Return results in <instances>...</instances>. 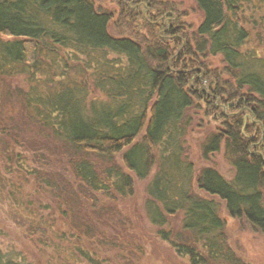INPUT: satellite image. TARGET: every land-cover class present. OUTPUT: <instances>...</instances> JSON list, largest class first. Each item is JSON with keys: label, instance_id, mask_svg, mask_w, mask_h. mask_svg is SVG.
Segmentation results:
<instances>
[{"label": "trees", "instance_id": "16d2710c", "mask_svg": "<svg viewBox=\"0 0 264 264\" xmlns=\"http://www.w3.org/2000/svg\"><path fill=\"white\" fill-rule=\"evenodd\" d=\"M105 1L0 0V157L37 193L17 208L88 242L61 233L64 264H126L133 216L188 264H253L227 217L264 236V0Z\"/></svg>", "mask_w": 264, "mask_h": 264}, {"label": "rangeland", "instance_id": "374dc122", "mask_svg": "<svg viewBox=\"0 0 264 264\" xmlns=\"http://www.w3.org/2000/svg\"><path fill=\"white\" fill-rule=\"evenodd\" d=\"M187 1V3H190V0ZM197 16L195 13L191 14L189 19L198 20ZM255 47H257V44ZM259 51L264 54V45L259 46ZM196 137L193 134L188 137V145L191 147L193 155L196 154V150L192 139L195 140ZM215 164L225 175L230 176L232 174L231 168L223 156H218ZM15 168L16 166L12 168V165L7 160L0 157V172L2 173V175L0 174V244L7 249L15 248L22 251L27 257H30L34 264H64L63 253H60V251L63 252L62 248L67 247V244L59 238V235L64 231L72 242L77 240L82 243L80 246L88 248L89 245L83 243L87 241L75 237L73 230L70 232L67 226L60 225V220L57 224L53 222L59 219L58 213L51 208H47L44 201L41 202L43 205L34 203L33 207H30L38 212L35 218L17 208L19 207L17 205L19 200L34 199L37 193L32 188L33 185L23 178L22 172H10V170H15ZM4 179H6V183L15 184V186L3 189L1 185ZM148 181L146 179L137 184V206L141 209L142 216L145 215L144 200ZM129 206H131L130 202ZM129 206L125 205L126 208H129ZM130 218L134 219V227L136 228L132 233L137 245L141 246L143 251L141 252L142 254L139 252L133 256V259L126 260V264H188L186 259L177 256L166 243L160 240L154 242L150 238L152 225L146 219L136 222L134 216ZM37 221L43 223L40 224L42 230L32 231L29 223H36ZM227 221L229 240L234 248L253 264H264V236L255 232L245 222H238L228 217ZM51 225L53 227L49 228ZM106 253L109 254V252ZM78 264L88 263L79 262Z\"/></svg>", "mask_w": 264, "mask_h": 264}, {"label": "bare ground", "instance_id": "6f19581e", "mask_svg": "<svg viewBox=\"0 0 264 264\" xmlns=\"http://www.w3.org/2000/svg\"><path fill=\"white\" fill-rule=\"evenodd\" d=\"M105 5H107L106 6V8H109L110 9V7H111V0H106L105 1ZM112 5H114L113 3H112ZM104 7V6H103ZM137 15H135L134 14V17H136ZM128 17H131L130 15H128ZM115 28H116V30H115V32L113 33L114 34V36H117V35H121V34H125L126 35V31H127V28H126V26L124 25V23H123V21H121L120 23H118L117 24V26H115ZM159 139V141L162 143V144H164L165 143V139L163 138V137H159L158 138Z\"/></svg>", "mask_w": 264, "mask_h": 264}]
</instances>
